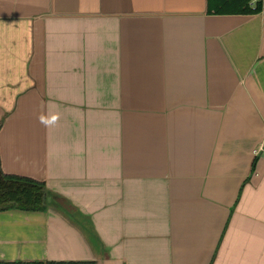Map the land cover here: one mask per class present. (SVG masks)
I'll list each match as a JSON object with an SVG mask.
<instances>
[{
    "label": "crops",
    "instance_id": "crops-1",
    "mask_svg": "<svg viewBox=\"0 0 264 264\" xmlns=\"http://www.w3.org/2000/svg\"><path fill=\"white\" fill-rule=\"evenodd\" d=\"M0 124V262L264 264V12L0 0Z\"/></svg>",
    "mask_w": 264,
    "mask_h": 264
},
{
    "label": "trees",
    "instance_id": "trees-1",
    "mask_svg": "<svg viewBox=\"0 0 264 264\" xmlns=\"http://www.w3.org/2000/svg\"><path fill=\"white\" fill-rule=\"evenodd\" d=\"M264 12V0H207V13L212 16H250ZM1 127V124H0ZM255 164V163H254ZM48 188L33 179L7 175L0 168V213L21 211L46 212ZM0 264H97L87 262H0Z\"/></svg>",
    "mask_w": 264,
    "mask_h": 264
},
{
    "label": "water",
    "instance_id": "water-1",
    "mask_svg": "<svg viewBox=\"0 0 264 264\" xmlns=\"http://www.w3.org/2000/svg\"><path fill=\"white\" fill-rule=\"evenodd\" d=\"M53 199H54V196L52 195V193L48 192V203H49V205L52 204Z\"/></svg>",
    "mask_w": 264,
    "mask_h": 264
},
{
    "label": "built area",
    "instance_id": "built-area-1",
    "mask_svg": "<svg viewBox=\"0 0 264 264\" xmlns=\"http://www.w3.org/2000/svg\"><path fill=\"white\" fill-rule=\"evenodd\" d=\"M262 151H264V149H263V148H261L260 152H262Z\"/></svg>",
    "mask_w": 264,
    "mask_h": 264
}]
</instances>
